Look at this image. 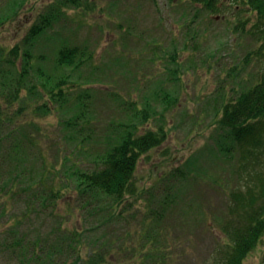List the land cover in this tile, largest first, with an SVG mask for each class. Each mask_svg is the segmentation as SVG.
I'll return each mask as SVG.
<instances>
[{
    "label": "rangeland",
    "instance_id": "obj_1",
    "mask_svg": "<svg viewBox=\"0 0 264 264\" xmlns=\"http://www.w3.org/2000/svg\"><path fill=\"white\" fill-rule=\"evenodd\" d=\"M10 1L0 0V10H10ZM44 1L29 0L20 17L0 30V44L21 42ZM88 1L86 10L70 11L68 19L50 32L52 38L42 41L43 52L52 60V51L68 40L94 54L83 66L81 80H93L98 91L93 106V121L100 127L96 136L105 137L108 124L126 120L150 100L158 115L145 129L165 126L168 139L142 159L135 178L138 191L125 198L122 218L104 226L97 209L80 210L75 193H66L54 210H27L28 197L10 217L28 212V220L20 221L29 235L49 238L52 246L60 243L59 231L77 232L85 258L91 249L104 250V241L134 248L143 216L159 209L164 219L155 229L169 245L168 264H214L227 241L221 229L232 195L254 186L256 176L264 173V146L250 153V147L232 145L230 153L222 154L219 142H231L216 125L224 94H233V87L264 73V33L261 38L254 35L258 17L229 1L217 13L190 0ZM158 92L177 101L168 106L155 96ZM111 95H119V101ZM59 121L57 115L49 116L40 126L57 137ZM41 140L44 146L48 143ZM33 162L39 166L37 160L30 166ZM18 221H1L0 233ZM117 249V257L110 255L107 264H133ZM0 264L19 262L0 253ZM244 264H264V238Z\"/></svg>",
    "mask_w": 264,
    "mask_h": 264
},
{
    "label": "trees",
    "instance_id": "obj_2",
    "mask_svg": "<svg viewBox=\"0 0 264 264\" xmlns=\"http://www.w3.org/2000/svg\"><path fill=\"white\" fill-rule=\"evenodd\" d=\"M190 1L212 13L221 11L228 1L237 3L240 9L257 15L259 23L254 35L261 38L264 33V0ZM28 2L11 0L10 10H0V30L16 21ZM88 4V0H45L21 42L14 46L0 44L2 223L11 218L26 222L28 212L19 217L10 215L28 197L31 202L24 203L27 210L36 211L41 206L54 210L66 193L76 194L81 211L97 209L96 215L103 216L104 226L122 218L120 207L125 198L138 191L135 178L142 159L168 139L165 126L156 131L145 129L158 115L150 100L143 110H132L126 120L108 124L105 137L104 133L96 136L100 127L93 121V106L98 91L91 84L93 80H81L82 68L94 60V54L87 48L70 45L68 40L52 51V60L43 52L41 43L52 38L50 32L68 19L70 11L86 10ZM172 60L176 62L174 56ZM177 73L175 69L173 74ZM232 89L234 95L224 94L225 102L216 120L217 127L226 132L224 140H230L231 145L219 142V151L226 155L232 145H239L252 148L250 153H254L264 146V73ZM118 96L111 95L119 101ZM155 96L166 100L168 106L177 101L167 93ZM53 115L60 118L57 137L48 135L40 126L41 119ZM41 139L48 143L44 146ZM48 151H53L52 156ZM32 160H37L39 166L34 162L30 166ZM246 188L232 195L233 203L221 229L227 241L214 264H244L264 238V173L256 176L254 186ZM163 219L162 211L151 209L142 218L134 248L104 241V250L91 249L85 258L78 249L81 240L77 232L59 231L60 243L52 246L49 238L30 236L21 220L0 233V253L19 264H107L110 255L117 257L119 247L133 264H168L169 245L159 235V228L155 229Z\"/></svg>",
    "mask_w": 264,
    "mask_h": 264
}]
</instances>
